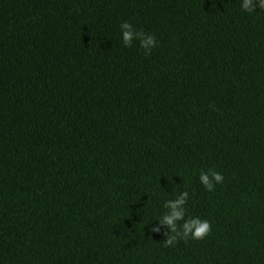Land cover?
<instances>
[{"label":"trees","instance_id":"16d2710c","mask_svg":"<svg viewBox=\"0 0 264 264\" xmlns=\"http://www.w3.org/2000/svg\"><path fill=\"white\" fill-rule=\"evenodd\" d=\"M0 0V264H264V10ZM154 34L145 56L119 25ZM223 184L208 192L201 170ZM189 191L202 240L150 229Z\"/></svg>","mask_w":264,"mask_h":264},{"label":"clouds","instance_id":"9594fccd","mask_svg":"<svg viewBox=\"0 0 264 264\" xmlns=\"http://www.w3.org/2000/svg\"><path fill=\"white\" fill-rule=\"evenodd\" d=\"M241 10L252 14L259 7L264 10V0H240ZM122 45L126 48H132L136 41L139 42V48L145 56H151L154 49L159 46V41L154 34L138 31L134 25L128 21H122L119 25ZM199 182L203 188L212 192L217 185L223 184L224 176L222 173L208 169L201 170L199 173ZM172 192L175 193L171 199L164 200L162 208L163 213L156 223L152 225L150 231L154 234L163 232V242L165 247H174L180 240L187 242L189 239L202 240L211 233V224L206 219L199 216H189L187 205L191 199L189 191L178 190L175 185L172 186Z\"/></svg>","mask_w":264,"mask_h":264}]
</instances>
